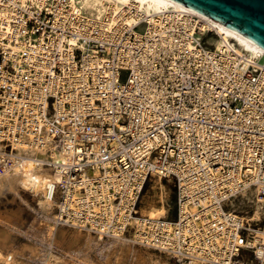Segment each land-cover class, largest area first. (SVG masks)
Returning <instances> with one entry per match:
<instances>
[{"label": "built area", "instance_id": "2783aa9c", "mask_svg": "<svg viewBox=\"0 0 264 264\" xmlns=\"http://www.w3.org/2000/svg\"><path fill=\"white\" fill-rule=\"evenodd\" d=\"M73 4L0 0V171L51 142L59 225L134 231L179 264H264L262 217L236 207L264 200V53L219 46L194 11L153 23ZM157 173L179 182L176 219L138 211Z\"/></svg>", "mask_w": 264, "mask_h": 264}, {"label": "bare ground", "instance_id": "6f19581e", "mask_svg": "<svg viewBox=\"0 0 264 264\" xmlns=\"http://www.w3.org/2000/svg\"><path fill=\"white\" fill-rule=\"evenodd\" d=\"M79 1L90 12L97 13L99 16L107 13L114 14V12L132 7L136 9L137 14H144L153 23H158L161 17L178 11H194L203 16V25L206 28H211L216 32L218 35L216 41L219 46L225 41L233 40L239 42L255 57L264 53V46L256 40L247 37L225 22L218 21L178 0H74L73 5L77 10L80 8ZM31 140L32 138L29 143ZM17 148L21 154L26 155L27 159L25 158L12 167H6L5 173L0 171V197L4 196L10 199L12 196L13 202L19 199L26 202L23 192L29 191L37 198L38 202L36 206L29 205L37 211L43 226L40 228L36 223H32L29 230L25 232L21 213L0 211V255L7 253L10 257L16 258L18 255L29 252L32 257L38 256L45 264H109L113 258L118 261L125 256L143 263L147 262L146 256L149 252L135 246L139 244L134 231H130L131 236L114 237L109 241L105 237L93 235L91 230L84 232V229L74 226L79 230L71 232L69 229L61 227L56 219L57 201L51 194L55 186L54 183L59 180L60 175L56 174L52 167L44 166V162L48 160L63 161L66 160V156L51 142L44 147L34 144H19ZM163 178L162 175L155 174V192L151 198V206L143 208V213L154 219L166 217L169 211L168 190ZM257 204L254 214L251 215L254 220H260L264 213V200L259 199ZM136 222L137 220L133 225ZM255 232L260 237H264L263 230ZM18 233H26L28 238L30 237L29 243L23 245L18 243L15 238ZM151 259L155 262L153 263ZM151 259L149 261H152L153 264H166L161 260ZM115 264L118 263L115 262ZM186 264L202 263L193 260Z\"/></svg>", "mask_w": 264, "mask_h": 264}, {"label": "rangeland", "instance_id": "374dc122", "mask_svg": "<svg viewBox=\"0 0 264 264\" xmlns=\"http://www.w3.org/2000/svg\"><path fill=\"white\" fill-rule=\"evenodd\" d=\"M262 62L264 63V58H262ZM163 181L166 184L167 190H168L167 205H168L169 211H168L167 217L170 220H173L178 217L177 214H178V209H179V182L174 177L163 178ZM155 183L156 181H155V175H154L153 177L149 178L146 188L144 190V193L142 194L140 198L141 200L139 202L138 209H139L140 214L142 215H145L143 213V208L151 206L150 205L152 203L151 198L155 192L154 190ZM23 195H24L26 202L25 201L22 202L20 199L13 202L12 196H10V199H8L7 197L1 196L0 197V211H3L5 213L7 212L21 213L22 219L24 221L23 230L25 232L29 230V227L32 223H36V225L41 228L43 226V222L41 221V219L38 218L39 216H38L37 211L32 206H30V205L36 206L38 204L37 198L33 194H31L29 191L28 192L24 191ZM251 197H252V201H250L249 198L242 196V198H240L236 202V207L240 213L245 214L247 216H251L252 214H254L257 208V205H258L257 204L258 199L256 198V196L251 195ZM262 221H263L262 223H264V213L262 216ZM60 226L66 229H69V231L71 232L75 230H79L77 227H74L71 225H68V226L60 225ZM83 231L89 232L88 229H85ZM91 233L98 237V235H96L95 233L93 232ZM129 236H131V234H129ZM15 238H16V241L20 243L21 245L25 243H29L30 241V237L28 238V235H26V233H18ZM106 240L110 241L112 240V238H106ZM135 246L138 248H142L143 251L149 252L146 256L147 262L143 263L140 260L125 256V257H121V259L118 261H116V258H113L111 263L109 264H115V262H117L118 264H142V263L143 264H153L155 261H153L151 258H153L154 260H157V259L161 260L162 262L166 264H179L178 260L175 257L173 258L168 253H165L158 249L154 250V249L148 248L141 244L135 245ZM150 259L153 261V263H151L152 261H149ZM0 264H4V263H0ZM11 264H45V263L41 259H39L38 256L32 257V255L29 252H26V254L18 255L15 258V261L12 262Z\"/></svg>", "mask_w": 264, "mask_h": 264}, {"label": "water", "instance_id": "95a60500", "mask_svg": "<svg viewBox=\"0 0 264 264\" xmlns=\"http://www.w3.org/2000/svg\"><path fill=\"white\" fill-rule=\"evenodd\" d=\"M264 46V0H178Z\"/></svg>", "mask_w": 264, "mask_h": 264}]
</instances>
